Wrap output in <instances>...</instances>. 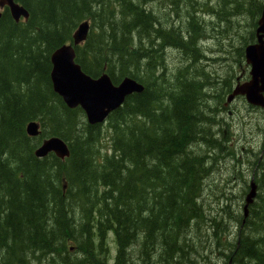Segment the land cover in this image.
Listing matches in <instances>:
<instances>
[{
	"label": "trees",
	"instance_id": "1",
	"mask_svg": "<svg viewBox=\"0 0 264 264\" xmlns=\"http://www.w3.org/2000/svg\"><path fill=\"white\" fill-rule=\"evenodd\" d=\"M16 1L27 19L0 17V264H264V150L250 160L257 187L245 217L243 198L234 215L202 200L216 160L236 159L218 113L236 82L205 72L204 47L247 16L234 50L244 56L264 1ZM84 20L83 72L143 85L104 124L68 108L50 81L51 53ZM168 50L180 55L172 71ZM33 120L37 136L25 132ZM49 136L65 140L67 158L34 155Z\"/></svg>",
	"mask_w": 264,
	"mask_h": 264
},
{
	"label": "water",
	"instance_id": "2",
	"mask_svg": "<svg viewBox=\"0 0 264 264\" xmlns=\"http://www.w3.org/2000/svg\"><path fill=\"white\" fill-rule=\"evenodd\" d=\"M7 8L11 17L18 22L22 17L27 19V10L15 0H0V10ZM1 17V12H0ZM88 31V23H79L72 36V42L55 49L50 55V81L53 92L61 97L68 108L79 107L91 125L102 123L114 110L119 108L125 98L142 90L133 78L124 77L117 84H113L107 73L91 77L83 72L75 61V46L82 42ZM255 42L244 48V59L249 65V80L234 86L226 101L230 102L235 96H243L246 103L264 109V3L254 31ZM29 135L38 134L35 121L26 124ZM49 153L63 160L69 155L68 147L58 137H49L41 141L34 151L38 158ZM253 179V177H252ZM248 194L245 196L243 213L246 215L247 206L253 202L256 185L250 181Z\"/></svg>",
	"mask_w": 264,
	"mask_h": 264
},
{
	"label": "rangeland",
	"instance_id": "3",
	"mask_svg": "<svg viewBox=\"0 0 264 264\" xmlns=\"http://www.w3.org/2000/svg\"><path fill=\"white\" fill-rule=\"evenodd\" d=\"M195 1H198L200 4L204 5L205 2H208L209 0ZM252 1L254 2V0ZM263 1L264 0H256L257 3ZM210 2L212 5H216L219 0H210ZM155 4V10L157 12L161 13L162 11H165L166 13L164 8H160V4H157L156 2ZM165 13H161L163 15L162 20L169 22L170 20H165ZM205 20L209 21V18ZM236 21L235 28H232L228 35H225V31L223 30L225 27H223V29H215L213 31L215 36L213 39H211L213 41H208L206 45L207 48L204 47V49L207 51L208 57L207 61L202 63L203 67L205 68V72H208L214 78L219 77L222 82L223 79L228 76L233 77L236 83L237 81L242 83L243 81L249 80L250 67L246 64L244 56L239 59L234 50L237 47L244 46L242 37L247 36L246 31L248 32L251 29V21L249 17L241 15L237 17ZM209 22L213 23L214 19L213 21ZM220 24L221 23L219 22V26ZM222 34L225 35V39H223L224 37ZM166 60L168 62L169 71L174 70L173 67L177 68L180 65V55H177L174 51H167ZM223 102L231 105L232 112L234 109L236 110L235 115H232V113H227L226 116L223 115L224 117L222 120L225 124L229 123L228 125L230 132L233 134L230 145L233 147L234 152L236 153V159L233 160L225 158L222 161L217 160L216 167H218V169L208 178L205 184L207 185V188H204L202 200L205 207L211 206L213 210H216L219 206L224 207L227 205L224 210L230 215H234L237 211V204L240 202V199L243 198L242 196L246 192L245 185H248L252 173H254L256 170L253 169V166H251L250 160H252V157L250 153L252 151L257 152V150H248L253 147L251 145L244 144V142L245 140L253 138L256 146H258L259 141H263V138H261L262 132H250L249 130L250 128H257V126H260L261 129H264V109L247 104L245 99L240 96L232 99L230 102ZM238 135H240V137H238ZM228 136L231 138L230 135ZM229 224V234L231 237L234 234L236 227L232 221H230ZM234 236L235 234L233 235V238ZM109 245L111 251L114 252L115 247L112 241Z\"/></svg>",
	"mask_w": 264,
	"mask_h": 264
},
{
	"label": "bare ground",
	"instance_id": "4",
	"mask_svg": "<svg viewBox=\"0 0 264 264\" xmlns=\"http://www.w3.org/2000/svg\"><path fill=\"white\" fill-rule=\"evenodd\" d=\"M9 12V14H10V11H8ZM237 14V13H236ZM10 16H11V14H10ZM12 18V17H11ZM84 21H86L87 23H88V31H87V34H88V32H89V29H90V23H89V21H87V20H84ZM83 22V21H82ZM235 22V21H234ZM81 23V22H80ZM79 25V24H78ZM208 27V26H207ZM77 28V27H76ZM208 30V29H207ZM75 31H76V29H75ZM75 31L73 32V34L75 33ZM73 34H72V36H73ZM87 34H86V37H87ZM241 35V34H240ZM86 37H85V39H86ZM85 39L82 41V42H80L78 45H76L75 47H77V46H79V45H81L84 41H85ZM206 41H208V40H206ZM70 42H72V39H71V41ZM251 43V42H250ZM207 44V43H206ZM203 48V47H202ZM245 48V47H244ZM78 64V63H77ZM80 66V65H79ZM102 73H106V72H102ZM101 73V74H102ZM135 80V79H134ZM136 81V80H135ZM137 82V81H136ZM138 84H140L139 82H137ZM141 85V84H140ZM141 87H142V90H143V85H141ZM141 90V91H142ZM140 91V92H141ZM60 97V96H59ZM61 98V97H60ZM227 98V97H226ZM226 98H225V100L224 101H226ZM236 98V97H235ZM62 100V99H61ZM227 102V101H226ZM65 104V103H64ZM66 105V104H65ZM231 105H229L228 103H222V108L220 109V110H218V113H220V112H222L223 110H225L226 112H225V115L224 116H226L227 115V113H232V115H235L236 114V110L234 109L233 110V112L231 111ZM229 114V115H230ZM85 120H86V118H85ZM86 122H87V120H86ZM88 123V122H87ZM36 124L38 125V131H40V127H39V124L36 122ZM98 124H101V123H98ZM229 124V123H228ZM229 126V125H228ZM261 128V127H260ZM251 129H253V130H251ZM262 130V132L264 131V129H261ZM250 132H259L260 130H257V129H255V128H250V130H249ZM25 132H26V130H25ZM27 133V132H26ZM227 133V132H226ZM38 134H39V132H38ZM37 134V135H38ZM27 135H29L28 133H27ZM37 135H29V136H37ZM228 135H230L231 136V138H230V140L232 139V133L230 132V128H229V131H228ZM49 137H53V136H49ZM49 137H46V138H49ZM54 137H57V136H54ZM238 137H240V135H238ZM250 137V136H249ZM59 138V137H58ZM220 138V137H219ZM261 138H263V141L262 142H260L259 141V144H258V146H256V144H255V141H253V138H250V139H248V140H245V142H244V144H246V145H251L253 148H250V149H248V150H257V152H259V156H261V154H262V150H264V134L262 133V136H261ZM61 139V138H60ZM43 140V139H42ZM41 140V141H42ZM65 141V140H64ZM239 141V140H238ZM240 142V141H239ZM41 143V142H40ZM65 143V142H64ZM241 143V142H240ZM66 144V143H65ZM40 145V144H39ZM38 145V146H39ZM37 146V147H38ZM66 146H67V144H66ZM36 147V148H37ZM68 147V146H67ZM36 148H35V150H36ZM34 150V151H35ZM245 150H247V149H245ZM68 151H69V148H68ZM34 153V152H33ZM254 153H256V152H251L250 154H251V157L253 156V154ZM217 161V160H216ZM237 166V165H236ZM251 180H253V182H254V179H252V178H250V180H249V183H248V187H250L249 185H250V181ZM255 183V182H254ZM255 185H256V183H255ZM65 187V185H63V188ZM248 191H249V189L247 190V193L246 194H244V196H243V204H242V206H241V210H242V212L244 211L243 210V208H244V204H245V196L248 194ZM254 199V198H253ZM250 204H252V202L250 203ZM249 204V205H250ZM248 205V206H249ZM248 206H247V208H248ZM248 209H246V214L248 213V211H247ZM243 216L245 217L246 215L243 213ZM110 238H111V235H110ZM110 240V239H109ZM112 241V239L108 242L109 244H110V242ZM113 243V242H112ZM115 247V246H114ZM109 251H110V256H111V258H113V256H114V252H115V250H114V252H112L111 251V249H110V245H109Z\"/></svg>",
	"mask_w": 264,
	"mask_h": 264
},
{
	"label": "flooded vegetation",
	"instance_id": "5",
	"mask_svg": "<svg viewBox=\"0 0 264 264\" xmlns=\"http://www.w3.org/2000/svg\"><path fill=\"white\" fill-rule=\"evenodd\" d=\"M263 151V150H262ZM253 176L251 175V177L250 178H252ZM257 187V186H256Z\"/></svg>",
	"mask_w": 264,
	"mask_h": 264
}]
</instances>
